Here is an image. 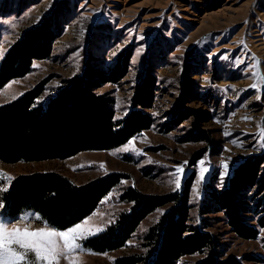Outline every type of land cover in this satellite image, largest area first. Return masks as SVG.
I'll return each mask as SVG.
<instances>
[{"label":"rangeland","instance_id":"rangeland-1","mask_svg":"<svg viewBox=\"0 0 264 264\" xmlns=\"http://www.w3.org/2000/svg\"><path fill=\"white\" fill-rule=\"evenodd\" d=\"M47 18L57 34L49 58L33 62L24 78L7 83L0 90V106L37 86L43 90L35 104L45 105L66 81L80 73L86 60L107 70L126 50L131 51L126 75L116 84H101L97 90V94L112 100L114 120L119 122L128 115L145 75L156 81L152 106L142 109L152 118V125L124 145L107 151H82L64 160L0 162V172L14 178L56 173L77 187L112 173L124 175L85 217V227H102L105 231L117 216L128 211L131 204L120 199L127 188L144 196H168L180 192L190 176V216L197 227L206 185L221 188L238 163L251 156L264 157V148L256 139L258 126L264 124V83L253 88L255 81L251 78L256 60L264 75V0H0L3 56L25 32ZM185 109L196 115L180 120ZM194 122L209 132L210 144L191 138L197 132ZM125 147L127 152L120 151ZM224 164L228 165L227 173ZM178 166L184 172L181 187L176 189L170 181ZM202 167L207 171L200 181ZM15 180L7 191H0V218L9 221L10 227L36 230L43 226L40 221L27 225L19 223V218L37 213L25 210L16 217L6 215V195ZM257 189L246 194L244 201L253 208L252 225L264 215V189ZM165 209L148 215L118 250L96 253L85 246L88 239L103 231L78 241L86 250L78 254L79 264H116L120 258L143 253V237ZM207 217V230L225 256H264V228L259 229L256 239L245 240L231 232L221 213ZM206 256L184 257L179 264H197ZM60 264L68 262L61 259Z\"/></svg>","mask_w":264,"mask_h":264},{"label":"trees","instance_id":"trees-1","mask_svg":"<svg viewBox=\"0 0 264 264\" xmlns=\"http://www.w3.org/2000/svg\"><path fill=\"white\" fill-rule=\"evenodd\" d=\"M57 34L50 20L25 32L0 60V90L10 81L24 78L33 62L47 60ZM131 51L126 50L107 68L100 69L86 60L80 73L55 93L45 104L36 105L43 87L24 93L14 101L0 106V162H40L64 160L82 151H107L124 145L131 138L148 130L152 118L142 109L152 106L153 76L145 75L132 108L121 121L114 120L112 100L97 94L103 83L116 84L128 70ZM181 105L183 97H181ZM183 118L196 115L185 109ZM177 122V120H176ZM178 123V122H177ZM197 130L191 138L211 143L208 131ZM192 128V129H193ZM263 156H251L238 163L223 187L206 185L198 209V226L190 216L189 195L192 177L180 192L168 196H144L127 188L120 199L131 204L105 231L88 239L85 246L96 253L123 248L141 222L151 213L166 208L143 237L144 252L117 260L116 264H179L184 257L206 253L197 264H264V256H225L220 244L207 229L210 214L221 213L231 232L239 238L254 240L264 228V215L252 225L253 208L245 204L246 194L258 186L264 189ZM125 178L112 173L83 186H75L56 173H34L15 178L5 199V212L16 217L22 211H33L53 228L65 230L91 215L98 203ZM264 202V199H263ZM264 254V238L262 240Z\"/></svg>","mask_w":264,"mask_h":264},{"label":"snow or ice","instance_id":"snow-or-ice-1","mask_svg":"<svg viewBox=\"0 0 264 264\" xmlns=\"http://www.w3.org/2000/svg\"><path fill=\"white\" fill-rule=\"evenodd\" d=\"M2 56L3 53L0 51V58ZM251 78L255 81L253 88H258V84L264 83V75L260 74L258 60L254 61ZM245 119L248 118L245 117ZM258 127L260 130L256 134V139L259 141V146L264 148V124ZM120 151L127 152L128 147ZM100 167L103 169L104 165ZM223 167L227 173L228 165L224 164ZM206 171V168H201L200 181L204 179ZM183 172V167L178 166L172 174L174 180L170 183H174L176 189L181 187ZM13 179L15 178L0 172V191H7ZM197 183L199 184V181ZM2 207L3 204L0 203V208ZM33 220L40 221L43 226L36 230H31L30 227H10L9 221L0 218V264H60L61 259L66 260L68 264H79L78 254H84L86 250L78 241L88 239L104 230L102 227H85L88 225V219L66 230L54 229L41 217L32 213L22 215L19 223L30 225ZM87 254L95 255L96 253L88 251Z\"/></svg>","mask_w":264,"mask_h":264}]
</instances>
